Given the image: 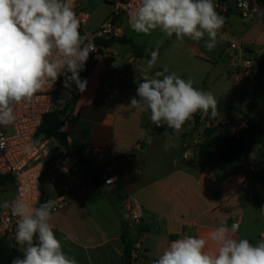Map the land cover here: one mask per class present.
<instances>
[{
  "label": "crops",
  "instance_id": "1",
  "mask_svg": "<svg viewBox=\"0 0 264 264\" xmlns=\"http://www.w3.org/2000/svg\"><path fill=\"white\" fill-rule=\"evenodd\" d=\"M83 1L79 0L81 7ZM111 14L99 25L112 20V25L119 30L118 37L129 41L120 44L131 47L132 53L118 54L101 47L99 54L92 56L94 62L85 78L87 89L78 93L62 130L68 145L80 147L83 152L91 149L113 152L121 184L120 196L97 181L92 191L53 212L49 222L62 242L63 251L74 257L78 264H123L121 235L127 225L124 216L126 199L141 217L139 226L135 230L130 228L136 238L131 264H153L170 241L184 234L207 238L208 233L222 223L229 227L238 223L236 238H246L255 245L264 239V232L254 233L253 227L248 228L246 217L251 211L257 212L259 219L254 222L251 219L252 224H264V144L257 143L259 152L256 155L249 152L247 158L235 159L224 170H220L211 158L199 157L197 147L207 140L212 148L217 137H229L224 131L226 123L238 130L234 133L237 136L245 125L241 121L242 115L225 109L238 107L244 113L242 107L218 108L222 115L212 119V124L208 122L215 129L214 135L202 137L198 125L190 120V128L182 138L172 135L169 140L167 131L150 135L149 113L131 109L129 105L138 87L134 80L152 75L147 69L148 59L135 57L133 47L144 49L149 57L152 51H157L156 69L163 70V66H167L169 72L192 79L194 87L203 91L209 89L210 83L222 78L233 87L242 88L249 78L254 84L256 67L247 77L237 79L240 75L237 66L243 57L256 64L264 51V24L259 19L237 24L239 35L234 36L226 29L227 17L218 34L219 42L212 51L205 47L207 36L200 42L189 38L180 42L175 35L168 38L157 29L159 47L146 50L128 32L130 26L125 18L118 15L111 19ZM237 41L242 44V51L230 47ZM62 84L63 78L61 90ZM239 98V104L243 103V97L240 95ZM262 104L264 96L250 114ZM250 117L264 127V118ZM144 133L151 136L150 144ZM166 142L170 145L167 150ZM137 143L141 147L138 148ZM213 148L219 152L222 146ZM187 159H193L198 168L183 164L182 161ZM13 196L11 184V190L6 189L0 195V203L11 201ZM118 197L122 198L121 202ZM66 235L73 239H65ZM255 239L259 240L254 242ZM216 247L209 241V250L215 251Z\"/></svg>",
  "mask_w": 264,
  "mask_h": 264
},
{
  "label": "clouds",
  "instance_id": "2",
  "mask_svg": "<svg viewBox=\"0 0 264 264\" xmlns=\"http://www.w3.org/2000/svg\"><path fill=\"white\" fill-rule=\"evenodd\" d=\"M224 23L214 0H140L128 19L138 34L159 29L180 42L185 38L200 42L207 36L209 51L217 46ZM80 27L74 0H0V128L14 125L16 107L32 103L37 93L45 86L52 87L60 77L65 89L75 85L80 93L86 91L88 82L80 73L90 53L95 52V44L81 34ZM150 57L149 70L157 64L158 52L152 51ZM134 83L138 87L129 108L149 113L154 125L166 126L172 135L179 134L198 112L212 119L219 114L218 100L211 92L194 87L192 79L169 72L167 66L151 76L138 77ZM143 135L150 144L151 136ZM6 145L0 132V148ZM169 146L166 142L165 150ZM0 207L10 209L17 218L15 240L22 257L14 258L12 264H78L63 251L49 222L55 200L37 207L17 196L4 200ZM239 227L238 223L230 227L222 223L207 238L184 234L170 241L153 264H264V239L254 245L246 238H236ZM65 239L73 237L66 235ZM209 241L217 246L215 251L207 248Z\"/></svg>",
  "mask_w": 264,
  "mask_h": 264
},
{
  "label": "built area",
  "instance_id": "3",
  "mask_svg": "<svg viewBox=\"0 0 264 264\" xmlns=\"http://www.w3.org/2000/svg\"><path fill=\"white\" fill-rule=\"evenodd\" d=\"M102 1L112 7L111 19L122 15L127 22L130 13L140 3V0ZM74 3L75 11L81 22L79 30L82 35L86 34L88 39L94 42L95 52L90 54L97 56L101 47H104L96 43L97 39L111 32L114 37H118L119 30L112 25V20H110L89 32L87 29L88 15L83 12L79 0H74ZM214 4L218 14L225 19L233 14L228 0H214ZM234 4L240 18L253 15L259 19L264 14V0H234ZM230 47L242 51V44L238 41L231 43ZM255 67V62L243 57L242 62H239L237 66L240 68V75L236 78L247 77ZM61 78L63 77H60L52 87L45 86L41 92L37 93L38 98L32 103L18 105L15 109L14 125L6 129L0 128V132L7 140V145L0 148V175L11 177L14 190L13 199L20 196L30 205L38 207L43 189L47 193L46 201H56L53 212L92 191L97 181L104 188H112L119 183L112 151L91 149L83 152L82 150L81 158L62 151L53 160L47 162L50 150L58 145L56 140L49 138L35 143V135L44 115L55 107L57 102L55 96L61 90ZM136 146L139 148L141 144L137 143ZM26 147H30L31 150L26 151ZM124 216L129 225L139 226L140 214L131 205L129 199L124 201ZM16 223L17 218L12 215L11 210L0 207V240L6 242L11 248L20 250L15 240Z\"/></svg>",
  "mask_w": 264,
  "mask_h": 264
},
{
  "label": "trees",
  "instance_id": "4",
  "mask_svg": "<svg viewBox=\"0 0 264 264\" xmlns=\"http://www.w3.org/2000/svg\"><path fill=\"white\" fill-rule=\"evenodd\" d=\"M115 42L121 44L129 43L128 40L122 37L114 36L110 37L109 39L98 38L96 41L97 44H101L105 48L109 47ZM133 54L137 58L150 59L148 52L140 47H133ZM93 62L92 55L90 54L89 59L85 64L84 71L80 73L81 79L86 78ZM155 71L162 70L156 69V67H154L151 69V74L153 75ZM78 93L79 91L76 90L74 85L70 97L63 102L60 108L53 107L50 112L45 114L41 125L37 130L35 135L36 141L41 142L46 139L53 138L58 144L56 147L50 150L47 156V162L53 160L62 151H65L71 155H76L80 158L82 156V149L80 147L68 145L66 135L62 130L65 122L71 115L73 106L77 100ZM262 96H264V51L261 52L256 60V74L252 89V96L246 105V113H241L238 107H229L225 109L226 112L233 110L238 111L242 115L241 121L244 122V127L238 132L237 136L223 138L222 149L215 155L210 151L211 144L207 140L199 143L197 145L198 156L201 158H211L213 163L216 164L220 170H224L235 159L244 155V153L248 150L249 142L264 144V127H262L259 123H256L249 115L258 106ZM194 122L197 124V118L194 119ZM165 131L172 135V130L167 129L166 126L157 127L156 125H153L150 129V135H159ZM212 133L213 129H211V131L208 132L206 136H209ZM182 162L187 166L198 168L196 167L195 161L193 159L183 160ZM257 176L261 178V174H258ZM8 184H12L11 177L8 175H0V188ZM111 190L120 196L121 184L117 183L111 188ZM118 198L121 202L122 198ZM46 199L47 193L42 189L40 204L46 202ZM137 227H133L128 223L124 226L123 233L121 235V241L123 244V258L126 256L132 257L135 254V248L133 244L136 241V238H134L130 228L135 230ZM17 256L22 257V252L19 249L11 248L6 242L0 240V264H12L13 259Z\"/></svg>",
  "mask_w": 264,
  "mask_h": 264
},
{
  "label": "rangeland",
  "instance_id": "5",
  "mask_svg": "<svg viewBox=\"0 0 264 264\" xmlns=\"http://www.w3.org/2000/svg\"><path fill=\"white\" fill-rule=\"evenodd\" d=\"M82 10L87 13L89 15V20H88V31L92 32L95 29L98 28L99 24L103 21V19L105 17H107L111 12H112V7L102 1V0H85L83 1V5H82ZM229 19V24L226 27L227 30L230 31V33L234 36H238L239 33L237 31V24L241 25L242 22L238 17H236L235 15L231 14L228 16ZM234 21V22H233ZM249 22V21H247ZM245 22V23H247ZM227 23V21H226ZM130 32V35L133 36L134 40L138 43V44H142L146 50L149 49H156L159 47L160 42H158V34L155 33V31L151 32L148 35L145 34H138L135 31H133L130 27L128 28ZM133 31V33H131V31ZM218 68H220V66H217ZM224 69V68H223ZM214 83H210L211 85L209 86V89L206 90V92H211L215 98L218 100V108H226L227 106L230 105H240L242 107V109L244 110V113H246V103L250 97H251V92L253 89V81L252 78H249L243 85L242 88H235L233 87L228 80H224L223 78L219 81H213ZM74 85L72 86V89H65L63 84H62V90L60 91V94L55 96L56 99V103H55V107L60 108L63 104V102L70 97V95L72 94V90H73ZM70 93V94H69ZM243 97V103L239 104V96ZM66 97V98H65ZM221 113V112H219ZM227 113H225L226 115ZM218 115H222V114H218ZM250 116H252L254 119H258L260 118H264V104H262L258 110L254 113V114H249ZM195 118H197V128L200 130V132L202 131V137L205 136L208 132L211 131V129H213L212 126L208 125V122H210V124H212V118L209 117H204L201 113H196L194 115V117L191 120H194ZM149 123V127H152L154 124L148 120ZM238 124V123H236ZM225 135L227 136H234V133H236L238 130L235 129L233 126L228 125L227 123L225 124ZM190 128V120L187 121L184 125L183 128L181 130V133L176 135L175 137L177 138H182L183 133H186ZM215 129H213V133L210 135H214ZM235 131V132H234ZM201 134V133H200ZM223 135L217 137L213 142L212 148H210V150L212 151V153L215 155L217 154L218 151H214L213 146L215 147V145L219 146H223ZM249 152H253L255 155L259 152L258 150V144L256 142H249L248 144V150L244 153V155L240 156L241 158L244 159L247 158L248 153ZM264 152V151H262ZM208 158V157H207ZM11 190V185H5L3 187L0 188V195H2V192L5 190ZM247 219V225L248 228L253 227V232H264V224H261L259 222L255 223L254 225L252 224V220L253 222L254 220H258V216H257V212L251 211L249 213V216L246 217ZM262 238V237H261ZM260 238V239H261ZM259 240V239H257ZM256 239L254 240V242L257 241Z\"/></svg>",
  "mask_w": 264,
  "mask_h": 264
},
{
  "label": "water",
  "instance_id": "6",
  "mask_svg": "<svg viewBox=\"0 0 264 264\" xmlns=\"http://www.w3.org/2000/svg\"><path fill=\"white\" fill-rule=\"evenodd\" d=\"M228 3L230 5V9L233 13V15H235L236 17H238L239 19H241L243 22H247V21H251L253 19H258L255 16H248L246 18H240L239 14L237 13L235 4H234V0H228ZM261 24H264V14H262L259 18ZM113 33H109L106 35H102V38H109L112 37ZM107 50L112 51V52H116L118 54H131V47L129 46H122L120 43L115 42L112 43L109 47H107ZM132 262V257L126 256L123 258V264H131Z\"/></svg>",
  "mask_w": 264,
  "mask_h": 264
}]
</instances>
